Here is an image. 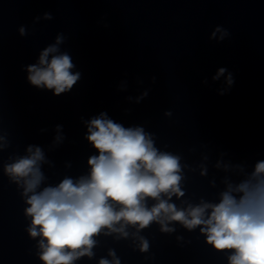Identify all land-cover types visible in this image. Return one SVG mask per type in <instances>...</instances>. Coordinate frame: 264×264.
Masks as SVG:
<instances>
[{
  "label": "clouds",
  "instance_id": "obj_1",
  "mask_svg": "<svg viewBox=\"0 0 264 264\" xmlns=\"http://www.w3.org/2000/svg\"><path fill=\"white\" fill-rule=\"evenodd\" d=\"M41 19L49 21L53 16L45 12L33 23ZM18 32L21 37L27 35L25 26ZM229 35L218 25L209 39L219 43ZM65 39L58 33L54 43L39 52L35 63L22 68L32 87L60 96L80 81L82 74L75 70L72 56L61 50ZM222 76L227 87L219 91L220 95L234 83L225 67H220L212 80L219 81ZM126 88V81L118 86V90ZM147 96L145 90L127 99L138 104ZM164 115L170 117L172 113L166 111ZM81 120L86 127L84 139L94 149L87 159L86 174L65 175L56 184L47 183L42 169L49 161L43 148L35 144L27 145L23 155H9L2 163L3 175L17 186L26 205L23 214L29 223L25 231L36 241L40 264H77L84 258L91 261L101 236L115 241L131 237L134 243L138 241L136 249L147 253L150 244L141 233L153 224L165 234L176 232V225L188 232L198 229L204 243L223 254L227 264H264V160L256 161L251 172L242 164H224V171L234 170L239 178L225 177L218 199L201 197L193 203L184 199L185 170L194 172L195 168L182 163L180 154L158 148L154 133L141 125L125 126L104 111ZM54 131L53 147L65 139L62 125H56ZM9 147L7 133L0 130V153ZM198 167L200 176H207V166ZM181 240L183 237L177 236V241ZM97 264H121V259L109 248Z\"/></svg>",
  "mask_w": 264,
  "mask_h": 264
}]
</instances>
